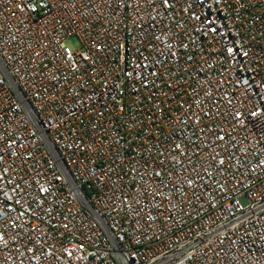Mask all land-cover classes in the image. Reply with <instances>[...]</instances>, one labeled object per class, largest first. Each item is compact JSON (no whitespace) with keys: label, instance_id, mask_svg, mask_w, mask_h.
Returning a JSON list of instances; mask_svg holds the SVG:
<instances>
[{"label":"built area","instance_id":"obj_1","mask_svg":"<svg viewBox=\"0 0 264 264\" xmlns=\"http://www.w3.org/2000/svg\"><path fill=\"white\" fill-rule=\"evenodd\" d=\"M0 264H264V0H0Z\"/></svg>","mask_w":264,"mask_h":264},{"label":"rangeland","instance_id":"obj_2","mask_svg":"<svg viewBox=\"0 0 264 264\" xmlns=\"http://www.w3.org/2000/svg\"><path fill=\"white\" fill-rule=\"evenodd\" d=\"M66 45L71 49V50H77L79 48V43L77 41V39L75 38H71V39H68L66 41ZM240 203L242 205H245V200L244 199H240Z\"/></svg>","mask_w":264,"mask_h":264}]
</instances>
